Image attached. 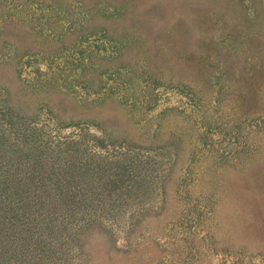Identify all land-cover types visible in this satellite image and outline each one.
Wrapping results in <instances>:
<instances>
[{
    "label": "rangeland",
    "instance_id": "1",
    "mask_svg": "<svg viewBox=\"0 0 264 264\" xmlns=\"http://www.w3.org/2000/svg\"><path fill=\"white\" fill-rule=\"evenodd\" d=\"M0 264H264V0H0Z\"/></svg>",
    "mask_w": 264,
    "mask_h": 264
}]
</instances>
